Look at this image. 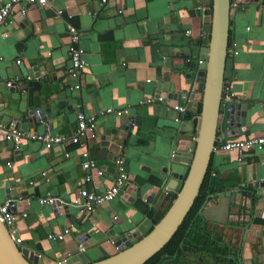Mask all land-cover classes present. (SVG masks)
I'll return each instance as SVG.
<instances>
[{"label": "crops", "instance_id": "1", "mask_svg": "<svg viewBox=\"0 0 264 264\" xmlns=\"http://www.w3.org/2000/svg\"><path fill=\"white\" fill-rule=\"evenodd\" d=\"M6 1L0 0V6ZM46 1L44 7L12 5L0 25V123L24 126L29 112L39 117L48 110L53 119L40 121L36 133L29 128L26 131L62 136L64 146L45 150L34 140L22 138L11 143L0 137V203L7 186L15 184L18 192L14 187L12 191L25 195L18 202L26 201V206L20 204L15 211L14 228L22 245L34 253L33 263L58 264L77 248L82 234L101 238L112 228L125 232L147 219L135 206L142 195L148 194L154 202L152 208L145 205L153 211L152 220L172 204L176 192L171 191L169 196V191L162 188L156 196L152 189L162 184L158 176L166 167L181 176L174 179L180 184L188 171L187 165L170 162L176 123L166 104L172 102L167 96L187 89V74L195 69L198 53L208 42V34L201 31V19L211 0ZM230 5L233 12L223 73L227 88L222 100L230 102V93L235 98L232 103H250L249 123L240 125L238 131L227 129L223 139L216 134L209 178L219 182V188L213 186L219 192L206 197L202 209L208 208V216L200 226L222 239L235 264H264V196H256L258 190L251 182L252 175L264 177V154L253 150L238 156L234 151L219 149L225 141L264 134V0H230ZM15 14H20L28 26L14 23ZM66 24L77 31L76 43L85 62L75 80L67 76ZM8 81L14 86L7 89L4 84ZM75 84L79 85L77 90L73 89ZM106 109L121 110L124 115L117 117ZM195 112H184L194 128L199 117ZM77 113L94 119V141H89L87 134L77 144L68 143L76 129ZM184 113L179 114L180 119ZM121 118H128L130 129H120ZM101 137L106 140L105 146L100 144ZM111 144L120 147L117 154L123 160L127 183L112 201L81 215L70 205L79 189L97 194L112 185L115 160L108 151ZM65 152L68 157L63 156ZM83 152L103 170L97 183L83 181L84 173L78 167ZM165 178L171 179L167 172ZM134 187L137 198L131 203ZM43 192L44 197L63 201L66 212L59 215L51 206L40 205L38 199ZM225 192L230 194L225 197ZM238 194L239 200L235 198ZM230 197L240 204H230ZM69 225L71 229L63 240L45 238ZM258 232L262 237H255ZM133 234L134 241L142 237ZM257 253L263 255L262 259L256 257ZM185 257L188 264H226L213 257H206L205 262L191 255ZM166 264H174V260Z\"/></svg>", "mask_w": 264, "mask_h": 264}, {"label": "water", "instance_id": "2", "mask_svg": "<svg viewBox=\"0 0 264 264\" xmlns=\"http://www.w3.org/2000/svg\"><path fill=\"white\" fill-rule=\"evenodd\" d=\"M195 1L198 2V0ZM234 1L239 2L242 0ZM250 1L259 2V0ZM232 12L230 0H211L210 8L202 11L201 31L208 34V48L200 50V57L203 59V63L187 74V80L185 81L186 90L182 93L169 94L167 96L172 101L171 103L166 102L168 106L182 102L186 110L194 113L198 104H200V113L196 128L193 127L191 120L175 122L176 129L172 142L174 156L170 159V162L188 166V171L182 184L174 180L181 178V176L166 167L165 171H163L164 174L158 176L163 180L162 184L152 188L156 192V196H158L162 188L169 191V193H166L169 196H171V191L176 192L172 204L166 213L146 234L145 232L150 226L149 220L146 218L141 219L125 232L112 228L106 234H103L101 238L94 239L84 233L77 239V248L72 250L58 264H143L165 245L181 224L198 193L211 152L217 141L216 134L220 133V139H223L227 129L236 128L235 130L238 131L241 130L239 128L240 125L247 126L249 123L250 103H232L231 101L235 100L233 97H230V102L222 100L223 91L227 88V83L223 80V73L227 50L228 25ZM13 21L14 23L22 22L20 27L22 24L28 26L27 21L20 14H15ZM24 31L25 33L27 32L26 30ZM42 112L45 115L41 113L40 119L34 116L32 112H29L27 114L29 119L26 120V124L22 126L17 123L18 127L24 130L29 128L36 133V127L40 121L45 122V119L47 121L53 119L48 110ZM171 113L173 114L172 121L174 122L177 114L175 112ZM121 119L120 129H130L131 122L128 118ZM111 131L116 130L112 129ZM232 132L234 131L232 130ZM87 137H89V141H94V137L91 134H88ZM99 140L100 144L104 146L107 144L103 137ZM119 149L120 147L115 144L109 146L110 156L113 155L112 161L117 158ZM197 160L199 162L196 167ZM194 168L198 169L197 173H194ZM166 172L171 179L165 178ZM251 182L253 187L258 190L256 196H264V177L257 179L256 175H252ZM13 187L18 192L16 185L11 183L4 191V198L10 199L9 206L12 211L14 209L18 211L20 204L26 206L25 200L18 202L25 195L14 193L12 191ZM21 187L23 188V186ZM136 191L134 187L129 199L131 203L137 198ZM224 194L226 197L230 193L225 192ZM41 196L44 197L45 192ZM237 197L239 200V194L235 198ZM140 200H145L144 203L150 208L154 204L148 194L142 195ZM229 200L233 206L240 204L238 201L231 199V197ZM66 207L63 205L58 210V214L61 215L63 210L66 212ZM207 212V207L199 212L202 220L206 221ZM234 213H237V208L234 209ZM155 218L157 217L155 216ZM244 230L248 232L249 228ZM135 232L142 235L136 242L132 239ZM260 236L262 237V232L255 234V237ZM261 249L262 253H264V245H261ZM179 250L176 251L172 259L165 258L162 264L168 263V260L176 259ZM257 256L260 259L263 257L261 253H257ZM34 257V253L29 251L28 248H19L14 245L6 228L0 223V264H35L32 260ZM37 264H40V262H37Z\"/></svg>", "mask_w": 264, "mask_h": 264}, {"label": "built area", "instance_id": "3", "mask_svg": "<svg viewBox=\"0 0 264 264\" xmlns=\"http://www.w3.org/2000/svg\"><path fill=\"white\" fill-rule=\"evenodd\" d=\"M106 0H100V3H104ZM136 1V0H131ZM37 5L39 7H44L47 5L46 0H7L0 6V25L9 16L12 5ZM61 11H56V15H60ZM66 32L68 34V43L66 53L69 61V68L67 71V76L69 79L75 80L80 77L81 69L85 66L84 60L81 58L82 50L77 46V31L71 27V25L66 24ZM188 34V32H186ZM208 48V42L203 44L202 49ZM203 63V59L198 53L196 59L195 68ZM14 86L11 81L4 84L5 88H10ZM79 88L78 84L73 85V89L77 90ZM226 90V89H225ZM231 96L228 93L227 98ZM171 110L177 114H181L185 111L183 105H174ZM106 113H111V109H106ZM120 111H116L115 115L117 117L121 116ZM76 129L70 139H68L69 144L79 143V139L85 137L87 134H91L95 129V122L92 117H85L81 113L76 114ZM179 118L176 117L174 122H178ZM0 137L5 141L11 143H18L22 138L34 140L41 144L42 148L49 150L54 146H64V139L62 136L43 134H33L26 130L20 129L16 123L9 122L7 124L0 123ZM264 134L261 133L259 136L248 138L245 140H228L219 145V149L223 151H234L238 156L243 155L248 151L258 150L261 154H264ZM215 149V147H214ZM213 149V150H214ZM173 154V153H172ZM81 160L78 163V167L84 173L83 181L84 183H97L98 179L103 175V170L98 168L94 160L87 156L86 152L80 154ZM64 157H68V154L63 153ZM264 156V155H263ZM263 163V162H262ZM213 176V174H211ZM127 183V175L124 169L123 160L119 159L118 156L115 159V176L112 181V185L100 193L89 192L85 189H79L77 192V198H74L70 205L78 210L81 215L88 214L93 211L95 206H98L104 202H110L117 196H119L120 188ZM145 200H142L144 202ZM10 199L4 198V201L0 203V223L6 228L9 236L12 239L14 245L21 247L22 241L17 234V230L14 228L15 222V209L12 211L9 206ZM40 205H48L53 208L55 213L62 208L63 201L55 199L52 197H42L38 199ZM71 225L64 228L61 233L47 234L46 239L48 241H61L64 236L69 233ZM23 248V247H22ZM38 257V255H37Z\"/></svg>", "mask_w": 264, "mask_h": 264}, {"label": "trees", "instance_id": "4", "mask_svg": "<svg viewBox=\"0 0 264 264\" xmlns=\"http://www.w3.org/2000/svg\"><path fill=\"white\" fill-rule=\"evenodd\" d=\"M199 112L200 104H198L195 114L197 115ZM189 117L188 113H184V116H182L181 119L186 120ZM209 165L210 162L207 164L206 172L200 184L197 196L183 221L165 245L143 264H162L165 258L172 259L178 249H180L179 254L178 257L174 259V264L184 263V257L187 255L194 256L199 262H205L203 260H205L206 257H213L223 260L226 264H235L233 255L229 254L228 248L223 244L222 239L218 235H213V233L206 229L205 226H200L202 219L199 216V212L203 205H205L207 200L206 197L219 192V189L213 188L216 184L218 187L219 182L215 179L209 178ZM135 203V206L142 210V213L150 220L151 226L147 233L155 224H157L169 208L168 207L157 219L152 220L153 211L139 201H136ZM188 263L189 262H186V264Z\"/></svg>", "mask_w": 264, "mask_h": 264}, {"label": "clouds", "instance_id": "5", "mask_svg": "<svg viewBox=\"0 0 264 264\" xmlns=\"http://www.w3.org/2000/svg\"><path fill=\"white\" fill-rule=\"evenodd\" d=\"M177 105H178V103H177ZM182 105L184 106V104H182ZM172 106H174V105H170V106H169L170 110H171V107H172ZM184 108H185V106H184ZM118 111H120V112L122 113L121 116H119V117H122V116L124 115V112H122L121 110H118ZM171 111H172V110H171ZM185 111H186V109H185ZM185 111H184V112H185ZM115 112H116V111H113V110H112L111 113L115 114ZM172 112H174V111H172ZM184 112H183V113H184ZM175 113H176V112H175ZM176 114H177V113H176ZM177 117L179 118V114H177ZM179 120L181 121L180 118H179ZM185 121H186V120H185ZM141 202H142V201H141ZM142 203H143L144 205H146L144 202H142ZM201 209H202V208H201ZM200 211H201V210H200ZM161 218H162V217H161ZM18 247H19V246H18ZM22 247L25 248V246H23V245H21V247H19V248H22ZM26 248H27V247H26Z\"/></svg>", "mask_w": 264, "mask_h": 264}, {"label": "bare ground", "instance_id": "6", "mask_svg": "<svg viewBox=\"0 0 264 264\" xmlns=\"http://www.w3.org/2000/svg\"><path fill=\"white\" fill-rule=\"evenodd\" d=\"M198 162H199V161L197 160V161H196V167H197V165H198V164H197ZM197 170H198V169H197ZM197 170H196V168H194V173H197V172H198Z\"/></svg>", "mask_w": 264, "mask_h": 264}, {"label": "rangeland", "instance_id": "7", "mask_svg": "<svg viewBox=\"0 0 264 264\" xmlns=\"http://www.w3.org/2000/svg\"><path fill=\"white\" fill-rule=\"evenodd\" d=\"M186 259H187V258H186V257H184V261H185L184 263L188 262V259H187V260H186ZM171 262H172V261H171Z\"/></svg>", "mask_w": 264, "mask_h": 264}]
</instances>
